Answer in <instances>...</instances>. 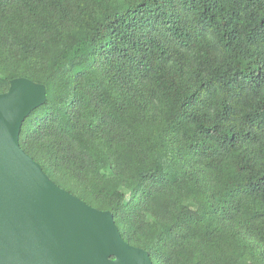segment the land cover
<instances>
[{
    "label": "trees",
    "instance_id": "1",
    "mask_svg": "<svg viewBox=\"0 0 264 264\" xmlns=\"http://www.w3.org/2000/svg\"><path fill=\"white\" fill-rule=\"evenodd\" d=\"M22 149L153 264H264V0H0Z\"/></svg>",
    "mask_w": 264,
    "mask_h": 264
},
{
    "label": "water",
    "instance_id": "2",
    "mask_svg": "<svg viewBox=\"0 0 264 264\" xmlns=\"http://www.w3.org/2000/svg\"><path fill=\"white\" fill-rule=\"evenodd\" d=\"M45 98L27 78L0 93V264H153L110 211L59 186L22 149L23 121Z\"/></svg>",
    "mask_w": 264,
    "mask_h": 264
}]
</instances>
